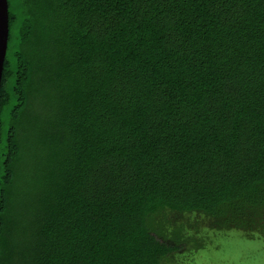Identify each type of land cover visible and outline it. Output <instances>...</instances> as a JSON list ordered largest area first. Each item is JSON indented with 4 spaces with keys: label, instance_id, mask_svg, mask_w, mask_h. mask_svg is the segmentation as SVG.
<instances>
[{
    "label": "trees",
    "instance_id": "1",
    "mask_svg": "<svg viewBox=\"0 0 264 264\" xmlns=\"http://www.w3.org/2000/svg\"><path fill=\"white\" fill-rule=\"evenodd\" d=\"M7 4L0 264L264 241V0Z\"/></svg>",
    "mask_w": 264,
    "mask_h": 264
},
{
    "label": "rangeland",
    "instance_id": "2",
    "mask_svg": "<svg viewBox=\"0 0 264 264\" xmlns=\"http://www.w3.org/2000/svg\"><path fill=\"white\" fill-rule=\"evenodd\" d=\"M208 250V249H207ZM264 264V241L245 240L240 232H230L221 236L220 249L201 251L195 261L186 264Z\"/></svg>",
    "mask_w": 264,
    "mask_h": 264
},
{
    "label": "water",
    "instance_id": "3",
    "mask_svg": "<svg viewBox=\"0 0 264 264\" xmlns=\"http://www.w3.org/2000/svg\"><path fill=\"white\" fill-rule=\"evenodd\" d=\"M9 17L7 0H0V85L3 65L7 53Z\"/></svg>",
    "mask_w": 264,
    "mask_h": 264
}]
</instances>
